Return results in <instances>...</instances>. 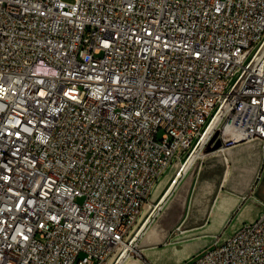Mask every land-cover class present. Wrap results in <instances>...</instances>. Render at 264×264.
I'll return each instance as SVG.
<instances>
[{
    "label": "built area",
    "instance_id": "1",
    "mask_svg": "<svg viewBox=\"0 0 264 264\" xmlns=\"http://www.w3.org/2000/svg\"><path fill=\"white\" fill-rule=\"evenodd\" d=\"M215 137L264 148V0H0V264H112ZM181 264H264V208Z\"/></svg>",
    "mask_w": 264,
    "mask_h": 264
},
{
    "label": "crops",
    "instance_id": "2",
    "mask_svg": "<svg viewBox=\"0 0 264 264\" xmlns=\"http://www.w3.org/2000/svg\"><path fill=\"white\" fill-rule=\"evenodd\" d=\"M219 140L207 146L204 156L181 179L141 244L163 256H174L169 264L182 260L181 264L204 253L223 233L233 234L258 217L254 201L245 200L264 169L263 151L256 143L226 145L221 140L222 147L213 150ZM167 174L165 181L169 183L171 175ZM150 256L152 261L159 262Z\"/></svg>",
    "mask_w": 264,
    "mask_h": 264
},
{
    "label": "rangeland",
    "instance_id": "3",
    "mask_svg": "<svg viewBox=\"0 0 264 264\" xmlns=\"http://www.w3.org/2000/svg\"><path fill=\"white\" fill-rule=\"evenodd\" d=\"M244 142H246V141H244ZM262 150L264 153V148H262ZM263 171H264V169L262 168L260 174H258V176L255 180V184L252 186V188L249 189L248 196L245 200V202L254 201V206H255L254 209L256 211L255 214H257V216H259V214L262 212V210L264 208V201H263L264 200V174H263ZM169 173H170L171 178H172L173 172L168 171V174ZM165 179H168V178H165V176H163L161 178V180L158 182L155 189L153 190V193L150 195L149 202L147 203V205L144 209V212L140 218V224H139L137 230H139L141 228L143 222L145 221V219L150 214V211H151L153 205L159 201L161 196L167 190V188L170 184V180H169V183H167V181H165ZM260 185H261V188H260ZM257 188H260L258 191L259 193L258 192L256 193ZM257 195H259V198H256ZM160 211L161 210H159L158 213L152 218L151 222H153L156 219V217L158 216ZM137 230L135 231V234H136ZM223 234L218 239L215 240V243L221 242V240L224 237ZM229 234L230 233H228V235ZM143 238H144L143 240L138 239L135 242L133 250L130 252V258L128 259L127 263L132 262L133 264H169L170 262L173 261L172 259H174V256H168V255L163 256L160 252L156 251L155 249H152V248H150L148 246H144V245L142 246L141 244H142V242L144 244V240L146 237H143ZM150 255H152L154 258H157L159 260V262L156 263V262L152 261ZM114 262L112 264H114ZM180 262H182V260H180ZM180 262H177V264H180Z\"/></svg>",
    "mask_w": 264,
    "mask_h": 264
},
{
    "label": "bare ground",
    "instance_id": "4",
    "mask_svg": "<svg viewBox=\"0 0 264 264\" xmlns=\"http://www.w3.org/2000/svg\"><path fill=\"white\" fill-rule=\"evenodd\" d=\"M245 143H256V144L259 145V147L262 150V144L260 142L248 141V142H245ZM203 156H204V153L203 154L196 153L192 158H190V160L185 165L184 172L181 173V176L184 177L185 174L188 172V170L194 165V163L196 162V160L202 158ZM178 184H179V180H177L176 184H174V185L172 184V181H171V183L169 184V186H168L167 190L165 191V193L161 196V198L159 199V201L153 205V207H152V209L150 211V214L148 215V217L143 222L141 228L139 230L136 229L137 230L136 234L134 232L135 235L133 234L130 243L127 244V246L124 249L123 254H121L120 257H118V259H116V261L114 262V264H133L132 262H128L127 263V261L130 258V252L133 250V247L135 245V242L138 239L143 240L144 239L143 237H146L147 235H149L150 229H151V224H152V222H151L152 221V218L166 204L169 195L175 190V188L177 187Z\"/></svg>",
    "mask_w": 264,
    "mask_h": 264
},
{
    "label": "water",
    "instance_id": "5",
    "mask_svg": "<svg viewBox=\"0 0 264 264\" xmlns=\"http://www.w3.org/2000/svg\"><path fill=\"white\" fill-rule=\"evenodd\" d=\"M216 137H217V136H216ZM216 137L212 140V142L216 140ZM221 147H222V142L219 140V141H217V143H216V145L214 146L213 150H217V149H219V148H221Z\"/></svg>",
    "mask_w": 264,
    "mask_h": 264
}]
</instances>
